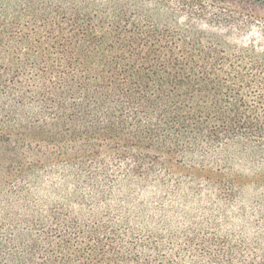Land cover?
I'll return each instance as SVG.
<instances>
[{
    "label": "trees",
    "instance_id": "trees-1",
    "mask_svg": "<svg viewBox=\"0 0 264 264\" xmlns=\"http://www.w3.org/2000/svg\"><path fill=\"white\" fill-rule=\"evenodd\" d=\"M162 170L257 216L148 224ZM0 264H264V0H0Z\"/></svg>",
    "mask_w": 264,
    "mask_h": 264
},
{
    "label": "rangeland",
    "instance_id": "rangeland-1",
    "mask_svg": "<svg viewBox=\"0 0 264 264\" xmlns=\"http://www.w3.org/2000/svg\"><path fill=\"white\" fill-rule=\"evenodd\" d=\"M245 39H249V37ZM242 171L252 174V171L246 168H243ZM159 173H162L166 178L163 188L141 196V201L148 204V208L142 215L148 224H154L156 220L160 219L176 226L183 223L188 224L191 221H200L205 217L219 219L228 217L238 229L244 223L238 216L240 207L245 210L243 216L247 221L257 216L254 211L259 191L252 184L243 187L242 193L236 201L226 203L218 198L213 187L206 184L204 180H193L187 172L174 175L162 170Z\"/></svg>",
    "mask_w": 264,
    "mask_h": 264
}]
</instances>
